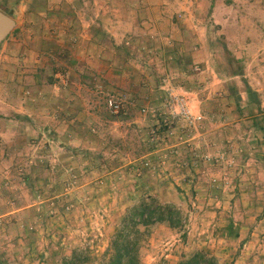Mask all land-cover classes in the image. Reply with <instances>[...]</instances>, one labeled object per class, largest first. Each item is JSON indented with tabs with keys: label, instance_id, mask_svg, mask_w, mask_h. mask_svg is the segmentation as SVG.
<instances>
[{
	"label": "rangeland",
	"instance_id": "rangeland-1",
	"mask_svg": "<svg viewBox=\"0 0 264 264\" xmlns=\"http://www.w3.org/2000/svg\"><path fill=\"white\" fill-rule=\"evenodd\" d=\"M161 2L172 7L171 19L183 24L191 37L206 38L213 52L188 69L190 76L203 77V82L195 78L194 84L206 100L204 110L196 99L198 91L185 93L167 76L162 78V91L152 97L153 106L130 108L127 98L120 96L126 111L119 116L109 113L99 94L101 117L124 124L101 128L89 109L84 110L85 131L103 139L113 137V143L129 135L141 144L137 149L143 153L137 157L135 149L102 150L103 160L96 167L87 161L60 163V83L66 89L71 85L69 70H60V50H54L60 41V0H49L48 7L54 10L46 20L31 9L32 0L10 1L19 27L12 40L8 37L0 46V215L7 213L0 218V258L6 263L45 264L41 256L61 244L67 254L73 249L87 254V264H104L122 216L130 206L151 197L178 208L183 225L172 229L156 223L146 233L141 228L145 233L140 244L142 264H177L183 255L197 250L215 256L219 264H264V132L257 129L264 121L257 118L253 130L247 118L256 115L259 106L241 93L249 85L256 86L261 91L255 100L264 109V0ZM141 3L137 0L135 5ZM79 4L86 8L89 0ZM65 9V18L77 15ZM31 14L39 17L33 19ZM72 29L62 33L70 45H79L81 36ZM40 39L50 41L47 54L37 50ZM31 45L39 53L33 59L23 52ZM195 66L201 70L195 71ZM240 72L245 84L231 76ZM216 76L225 81V89L212 88ZM170 86L187 97L191 111L203 116V124L193 132L180 123L173 136L161 133L160 142L154 143L151 132L159 120L152 111L163 110ZM106 93L105 103L114 96ZM20 108L36 123L15 119ZM43 119L56 122L54 133L47 134ZM110 158L112 162L104 164ZM229 224L239 237L225 235Z\"/></svg>",
	"mask_w": 264,
	"mask_h": 264
},
{
	"label": "crops",
	"instance_id": "crops-1",
	"mask_svg": "<svg viewBox=\"0 0 264 264\" xmlns=\"http://www.w3.org/2000/svg\"><path fill=\"white\" fill-rule=\"evenodd\" d=\"M79 1L81 2V0H60V41H57V48L54 49L56 52L60 50V70L66 68L71 75V85L68 89L60 83V100L58 101L60 105V163L66 162V165H72L78 162L85 164L87 161L89 165L93 163L99 167L103 160L100 154L102 150L116 153L135 149L138 157V153L143 151L137 148L142 146L138 145V141L132 140L129 135L122 137L119 143L111 142L113 137L108 135L109 141L108 138L90 135L88 131H85L83 123L84 116H87L84 110H94L92 115L91 113L88 115L93 116L94 124L101 128L109 129L111 123L123 125L124 121L105 120L101 117L99 113L102 109L101 99H104L106 108L105 93H113L117 97L125 96L127 106L130 108L150 107L154 105L150 104L152 97L162 91L161 81L166 76L170 78L173 85L185 93L198 91L196 99L200 108L204 110L206 100L200 95L201 91L195 86L196 83L194 84L195 78L203 82V77L199 76V79V77L190 76L188 69L194 62L213 52H210L206 38L204 39L201 35L191 37L183 24L171 19L172 7L167 2L162 3V0L157 2L142 0L139 5H135L137 0H111L109 4L103 5L97 0H89V6L86 8L80 5ZM48 5L49 0H32L31 9L35 13L44 14V17L40 18L46 20V14L51 9L54 10ZM66 7L72 12H77V15L72 13L71 17L65 18ZM31 15L33 19L39 17L36 14ZM35 24L38 26V23ZM68 28H73V32H79L81 36L79 45H70L68 37L63 35V30ZM44 34L47 36L46 30ZM11 38L10 36V41ZM45 40L47 39H40L37 50L45 51L44 53L47 54L52 47L50 41ZM221 44L222 42L218 41L217 45ZM32 48L33 45L23 50L31 59L39 55L38 52L32 51ZM220 52L224 55V48ZM41 68H44V65ZM231 76L246 83L242 72L233 73ZM215 78L212 88L219 90L222 86L225 89V81L217 76ZM255 81H258L259 86L261 85L257 76ZM35 83L37 84V81ZM233 87L232 96H235L237 86L233 85ZM32 88L36 89V87ZM259 91L261 90L256 86L253 88L250 85L246 87V90L241 89V93L247 95L248 102L254 101L259 106L256 110L257 114L247 118L253 130H256L257 118L261 116L260 120L264 121V109L259 101L255 100ZM99 94H103L101 99L98 97ZM243 94L242 98H244ZM147 98L150 100L145 101ZM236 105L239 109L243 108L239 101ZM23 112L24 110L20 108V114L15 119H22L27 125L36 123L33 115L28 112L23 115ZM242 116L240 115L241 119L238 116L235 122L240 119L245 124ZM56 125V122L43 119L42 127L47 128L49 135L54 133ZM42 127L40 129H43ZM257 129L264 132V125ZM111 162V158L106 159L104 164L109 165ZM6 214L0 215V218L5 217Z\"/></svg>",
	"mask_w": 264,
	"mask_h": 264
},
{
	"label": "trees",
	"instance_id": "trees-1",
	"mask_svg": "<svg viewBox=\"0 0 264 264\" xmlns=\"http://www.w3.org/2000/svg\"><path fill=\"white\" fill-rule=\"evenodd\" d=\"M10 1L14 0H0V10L12 16L14 4L12 5ZM156 223L167 224L170 228L177 229L183 225V215L174 205H163L151 197L130 206L120 220L111 246L104 257V264H142L141 241L148 229ZM141 228L146 229L145 233ZM225 233L226 236L239 237L234 231L233 224L225 228ZM59 255L60 259L56 260ZM41 257L45 264H87L90 260L81 250L73 249L67 254L61 244L57 248L50 247ZM0 264L8 263L0 258ZM177 264H219V261L206 251L197 250L189 255H183Z\"/></svg>",
	"mask_w": 264,
	"mask_h": 264
},
{
	"label": "built area",
	"instance_id": "built-area-1",
	"mask_svg": "<svg viewBox=\"0 0 264 264\" xmlns=\"http://www.w3.org/2000/svg\"><path fill=\"white\" fill-rule=\"evenodd\" d=\"M195 71H200L199 66H195ZM168 96L163 103V110L155 109L152 111L155 117H158V128L151 132L152 142H160V134H166L165 137L173 136L174 130L180 123L185 124L191 131H198L203 124V116L194 114L189 105L187 97L177 92L174 87L167 89ZM106 107L110 114L119 116L126 111V104L123 98L110 96L106 100ZM148 113L147 109L142 110ZM149 163H146L148 165Z\"/></svg>",
	"mask_w": 264,
	"mask_h": 264
},
{
	"label": "water",
	"instance_id": "water-1",
	"mask_svg": "<svg viewBox=\"0 0 264 264\" xmlns=\"http://www.w3.org/2000/svg\"><path fill=\"white\" fill-rule=\"evenodd\" d=\"M18 27V23L12 16L0 10V46L18 29Z\"/></svg>",
	"mask_w": 264,
	"mask_h": 264
}]
</instances>
